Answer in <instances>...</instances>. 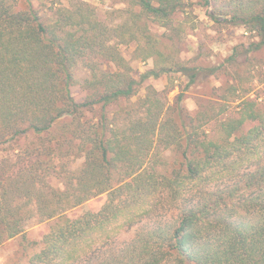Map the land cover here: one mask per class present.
I'll list each match as a JSON object with an SVG mask.
<instances>
[{"label": "trees", "instance_id": "1", "mask_svg": "<svg viewBox=\"0 0 264 264\" xmlns=\"http://www.w3.org/2000/svg\"><path fill=\"white\" fill-rule=\"evenodd\" d=\"M120 1L124 18L108 26L82 0L45 13L0 0V147L35 135L0 160V245L49 223L23 245L26 264H264V105L242 98L236 114L191 115L151 86L131 104L146 79L193 83L198 69L177 56L185 0ZM201 1L214 23L242 25L253 50L264 47V0ZM130 43L153 61L138 79L118 48Z\"/></svg>", "mask_w": 264, "mask_h": 264}, {"label": "rangeland", "instance_id": "2", "mask_svg": "<svg viewBox=\"0 0 264 264\" xmlns=\"http://www.w3.org/2000/svg\"><path fill=\"white\" fill-rule=\"evenodd\" d=\"M76 0H34V5L40 13L52 5L70 6ZM94 11L95 16L108 26L119 24L124 18L123 8L125 4L120 0H82ZM184 13H179L177 21L183 20L184 30L180 33L181 41L176 46L178 57L184 66L196 77L193 83H188V77L180 73L170 72L157 78H148L138 85L137 94L130 102L135 103L137 98L143 96L147 87L151 86L161 92L164 103L169 107L179 104L184 111L193 115L196 111L206 107H213L212 112L217 117H225L228 114H236L237 104L242 98L254 99L261 106L264 105V47L253 50V42L257 41L256 36L246 30L242 25L217 24L208 16V6L203 5L201 0H185ZM213 7L215 4L213 3ZM151 33L161 36L164 28L154 23L150 25ZM169 46V45H168ZM119 50L125 60L132 67L134 76L144 73L153 65L152 59L142 60L134 54L135 45L119 44ZM174 50H177L173 48ZM74 85L71 92L75 99L81 100L84 96L82 81L88 76V70L81 64L73 68ZM179 96V97H178ZM128 102V104L130 103ZM125 102L113 106L114 111H122ZM130 104V105H131ZM98 115L96 111L94 118ZM35 135L31 132L19 140L5 144L0 147V160L12 150L16 152L20 147L34 140ZM12 152V153H13ZM169 160L177 159V154L169 150L163 153ZM82 160L76 158L70 160V168H79ZM104 200V195L91 199L87 205L91 208L97 207ZM79 208L70 212L76 215ZM167 217V215L165 214ZM168 216H171L168 214ZM165 220V219H164ZM33 223V221H31ZM32 225V224H31ZM47 224L35 225L29 231L27 239L16 236L6 240L0 245V264H26L27 252L23 245L31 238H36L42 230H46ZM38 226V227H36ZM133 230L123 233L120 240H128L132 237ZM96 254V252H95ZM99 257L102 255L97 252ZM81 264H89L88 260Z\"/></svg>", "mask_w": 264, "mask_h": 264}]
</instances>
